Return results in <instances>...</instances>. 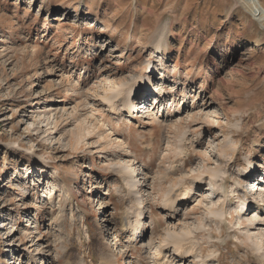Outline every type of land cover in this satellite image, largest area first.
Masks as SVG:
<instances>
[{
	"label": "rangeland",
	"instance_id": "obj_1",
	"mask_svg": "<svg viewBox=\"0 0 264 264\" xmlns=\"http://www.w3.org/2000/svg\"><path fill=\"white\" fill-rule=\"evenodd\" d=\"M263 175L264 0H0V264H264Z\"/></svg>",
	"mask_w": 264,
	"mask_h": 264
},
{
	"label": "bare ground",
	"instance_id": "obj_2",
	"mask_svg": "<svg viewBox=\"0 0 264 264\" xmlns=\"http://www.w3.org/2000/svg\"><path fill=\"white\" fill-rule=\"evenodd\" d=\"M155 49H157V50L158 49L159 50L161 49L162 50V48H160L159 44H156L155 45ZM122 85L124 87L127 86V85H125V83L124 84H121L120 86L122 87ZM149 85H152V82H149ZM151 87L153 88V86H151ZM134 92L135 91H133V88H131L130 85H129L125 89L118 90V92H115L116 95H114V96H111L110 94L109 95L108 94L104 95L103 100L106 101V102H108L110 104L109 107L112 110L113 109L115 110V108H113V105L114 104L111 102V100H113L115 98H118L119 96L123 95L122 104H123V107H125L128 111H137L138 109H144L145 112L143 110V113H147L148 110H146V109L148 107L144 106L145 105V102H146V98L143 97L144 98V100H143L144 103L142 102L141 104H137L139 98L136 99L137 96H135V94H133ZM159 96H160V94H159ZM143 98H140V99L142 100ZM154 103H155V105H160V97L159 98H156L155 97ZM43 161L44 162L42 164L45 165V166H47L48 165L47 161L46 160H43ZM127 170H128L127 172L124 171L125 173L128 174L127 175L128 177L126 176L127 178H125V181H127L126 182L127 183V186L129 187V189L130 188H137L140 185V183H139L140 179H137L138 175L137 174L135 175V172L136 171L135 170L131 171L132 169H130V170L127 169ZM216 174H217L216 171H214L212 174H210V180L212 181L210 183L211 184V188L210 189H212V190L218 189L220 187V185L217 184V182L214 180V178H216V176H217ZM130 175H131V177H130ZM132 175H133V177H132ZM54 182H56V181H54ZM258 185L259 186L260 185L261 186L264 185V175L261 178V181L259 182V184H257V186ZM179 190L180 189L179 188H176V186L174 188L170 189V191L168 192V197L165 200H163V210H164V212L166 211L169 214H173L176 211L177 207H178V205H177L178 202H180V200L182 199V197L184 195H188V193H185L184 195L181 196L180 193H178ZM22 191L28 193L27 188H22ZM138 193L139 192H136V194H138ZM139 199H137V201L140 203L141 200H139ZM223 209H219L218 210V208H217L216 210H213V208H212V209H209V212L215 216L216 220H219V219L221 220L222 215L225 212ZM243 209H244V205L241 207V210H243ZM126 222H128V221L125 219V216H121V223H122L124 229L128 227V225H127ZM140 226H141V222H140L139 218L136 217V220L134 222V225H131L129 227L130 228L129 231H132L133 234H135L137 232V230L140 229ZM164 234H165L164 235L165 236L164 239H161V242H162L163 245H161V246L159 245L160 246V248H159L160 253H157V255H155L156 256L155 257L156 258L155 259L156 262H158L160 256L163 255V253H162L163 251H161V250H164L166 246L167 247L170 246V248H172V252L174 253L173 255L176 258L179 257L181 259V261L182 260H185L187 257L188 258L190 257L191 261L194 262V260L199 257V256L196 255V252H195L196 250L194 249L195 248L194 246H193L192 249L190 248V250L187 249V247H186L187 246L186 245V242L189 240V239H187V235L189 234L187 231H180L179 233H176L175 231H171L170 232L169 230H165V233ZM100 244H101V246H103V251H104V247H106V245H107L106 241H103ZM109 256L111 257L110 254H109ZM80 264H82V262H80ZM106 264H108V263H106ZM158 264H160V263H158Z\"/></svg>",
	"mask_w": 264,
	"mask_h": 264
},
{
	"label": "built area",
	"instance_id": "obj_3",
	"mask_svg": "<svg viewBox=\"0 0 264 264\" xmlns=\"http://www.w3.org/2000/svg\"><path fill=\"white\" fill-rule=\"evenodd\" d=\"M20 260V259H19ZM20 262H18V264H19Z\"/></svg>",
	"mask_w": 264,
	"mask_h": 264
}]
</instances>
